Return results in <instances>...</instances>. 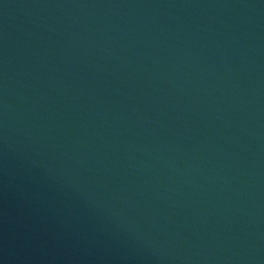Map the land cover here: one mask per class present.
Instances as JSON below:
<instances>
[{
  "label": "water",
  "instance_id": "95a60500",
  "mask_svg": "<svg viewBox=\"0 0 264 264\" xmlns=\"http://www.w3.org/2000/svg\"><path fill=\"white\" fill-rule=\"evenodd\" d=\"M0 264H264V0H0Z\"/></svg>",
  "mask_w": 264,
  "mask_h": 264
}]
</instances>
